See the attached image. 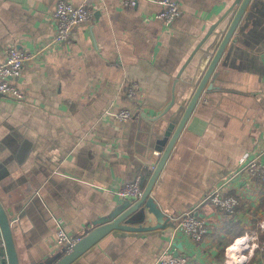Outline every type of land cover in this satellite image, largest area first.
Returning <instances> with one entry per match:
<instances>
[{"label": "crops", "instance_id": "crops-1", "mask_svg": "<svg viewBox=\"0 0 264 264\" xmlns=\"http://www.w3.org/2000/svg\"><path fill=\"white\" fill-rule=\"evenodd\" d=\"M60 1L0 0V63L12 46L35 54L53 38ZM65 1L85 3L92 18L24 67L15 82L24 99L0 98V202L9 217L24 214L13 223L20 264L59 254L60 227L72 236L93 230L127 200L117 194L122 183L139 178L147 186L168 120L141 114L155 117L170 103L183 65L235 2L174 0L181 13L167 25L156 18L160 0L133 7ZM202 55L184 71L179 100L207 68ZM215 73L214 85L231 96L203 102L186 123L152 190L162 219L149 215L136 230H112L71 264H155L181 243L187 264H229V247L240 238L232 264H264V184L239 170L245 155L264 161V0H251ZM130 84L139 90L134 99L126 95ZM123 108L136 116L114 124L109 113ZM230 176L227 194L240 206L227 216L208 196ZM190 211L208 224L198 242L177 236L171 219Z\"/></svg>", "mask_w": 264, "mask_h": 264}, {"label": "water", "instance_id": "water-1", "mask_svg": "<svg viewBox=\"0 0 264 264\" xmlns=\"http://www.w3.org/2000/svg\"><path fill=\"white\" fill-rule=\"evenodd\" d=\"M250 2L251 0H235L230 10L211 26L206 36L178 73L172 87L170 103L155 117H150L147 113L142 112V118L150 122L157 123L161 120H168L166 128L160 135V146L153 148V151L161 152L162 157L145 187L143 196L134 201L127 199L108 217L98 220L96 227L85 234L70 253L65 254L62 250L56 256L48 258L45 264H71L112 230H136L134 225L145 222L149 215L155 217L158 221L162 219L163 213L151 196L152 190L194 110L201 107L203 102L212 101L215 105L218 99H222V96H231L227 92H220L214 85L213 78L216 74V67ZM200 52L203 53L202 62H207V68L205 67L200 74L187 82L191 94L189 97L179 100L178 90L182 82V75ZM23 217L24 214L9 217L0 202V231L4 240V246H0V258L5 255L3 264H20L14 242L13 223L22 220ZM177 248L181 250L182 243L177 244Z\"/></svg>", "mask_w": 264, "mask_h": 264}, {"label": "built area", "instance_id": "built-area-1", "mask_svg": "<svg viewBox=\"0 0 264 264\" xmlns=\"http://www.w3.org/2000/svg\"><path fill=\"white\" fill-rule=\"evenodd\" d=\"M159 3L162 8L156 14V18L164 21L167 25H171L181 13L178 2L174 0H160ZM126 5L130 7L136 6L137 0H127ZM92 15V10L85 3L72 4L65 0L58 2L54 12L56 33L51 40L44 42L35 54L18 49L16 46H12L7 51L3 61L0 63V98L24 99V92L15 83L21 77L24 67L28 63L34 62L38 56L44 55L70 39L73 36L74 30L82 23L90 20ZM138 92L139 90L134 84H130L126 89V95L131 99L136 98ZM109 114L114 124L128 121L136 116V113L128 108H123L118 112ZM158 156L161 158V154H158ZM157 166V164L152 166L153 170ZM239 170L245 171L251 178L258 179L264 184V161L257 158V156L245 155L240 163ZM232 179L233 176L224 179L208 196V201L212 207L227 216L234 215L240 206V200L237 196L227 194V188H229ZM144 190L145 187H142L138 178L132 182L122 183L117 188V194L124 199L134 198V200H139L143 196ZM171 219L178 221L175 226L176 235L182 238L198 242L208 232L206 219L196 215L194 211L177 217H171ZM261 226L264 227V221ZM82 237L72 236L64 227H60L56 233V243L67 254L73 250ZM0 246H4L2 237L0 238ZM4 258H0V264H3ZM155 264H187V257L180 255L177 247L170 244L160 253Z\"/></svg>", "mask_w": 264, "mask_h": 264}, {"label": "bare ground", "instance_id": "bare-ground-1", "mask_svg": "<svg viewBox=\"0 0 264 264\" xmlns=\"http://www.w3.org/2000/svg\"><path fill=\"white\" fill-rule=\"evenodd\" d=\"M243 239H239V240H237L233 245H231L230 247H229V250H228V253H229V257H230V262H229V264H232V260H231V258L234 256V255H236V250H239V248H240V246H241V243H243Z\"/></svg>", "mask_w": 264, "mask_h": 264}, {"label": "rangeland", "instance_id": "rangeland-1", "mask_svg": "<svg viewBox=\"0 0 264 264\" xmlns=\"http://www.w3.org/2000/svg\"><path fill=\"white\" fill-rule=\"evenodd\" d=\"M133 199H134V198H133ZM246 242H247V241L244 242V243H245V246H246Z\"/></svg>", "mask_w": 264, "mask_h": 264}]
</instances>
